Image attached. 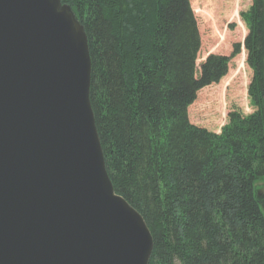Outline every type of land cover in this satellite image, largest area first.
Segmentation results:
<instances>
[{
  "label": "trees",
  "instance_id": "obj_1",
  "mask_svg": "<svg viewBox=\"0 0 264 264\" xmlns=\"http://www.w3.org/2000/svg\"><path fill=\"white\" fill-rule=\"evenodd\" d=\"M89 47V101L106 173L150 230L148 264H264V0L242 13L248 94L217 133L191 123L199 90L230 56L196 60L189 0H60Z\"/></svg>",
  "mask_w": 264,
  "mask_h": 264
},
{
  "label": "water",
  "instance_id": "obj_2",
  "mask_svg": "<svg viewBox=\"0 0 264 264\" xmlns=\"http://www.w3.org/2000/svg\"><path fill=\"white\" fill-rule=\"evenodd\" d=\"M87 36L60 0H0V264H148L106 173Z\"/></svg>",
  "mask_w": 264,
  "mask_h": 264
},
{
  "label": "rangeland",
  "instance_id": "obj_3",
  "mask_svg": "<svg viewBox=\"0 0 264 264\" xmlns=\"http://www.w3.org/2000/svg\"><path fill=\"white\" fill-rule=\"evenodd\" d=\"M189 4L201 42L196 60L197 71L209 54L230 56L236 45L240 52L230 60L225 76L218 83L199 90L195 101L187 109L191 123L219 132L227 123L230 112L238 110L246 115L256 110L248 94L253 70L247 63L244 38L248 28L242 17V13L251 9V0H189ZM224 4H230L232 16L228 15ZM236 9L237 17H233ZM258 186L260 194L264 195V182L260 181Z\"/></svg>",
  "mask_w": 264,
  "mask_h": 264
},
{
  "label": "bare ground",
  "instance_id": "obj_4",
  "mask_svg": "<svg viewBox=\"0 0 264 264\" xmlns=\"http://www.w3.org/2000/svg\"><path fill=\"white\" fill-rule=\"evenodd\" d=\"M224 6L226 7V10H227V13H228V15L229 16H232V14H231V6H230V4L228 5V4H224ZM238 9V8H237ZM237 9L235 10V15L233 16V17H237Z\"/></svg>",
  "mask_w": 264,
  "mask_h": 264
}]
</instances>
